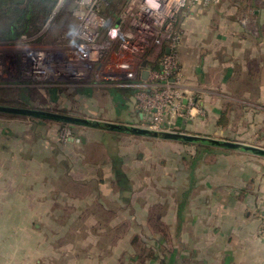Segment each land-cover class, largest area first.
<instances>
[{
  "label": "rangeland",
  "instance_id": "obj_1",
  "mask_svg": "<svg viewBox=\"0 0 264 264\" xmlns=\"http://www.w3.org/2000/svg\"><path fill=\"white\" fill-rule=\"evenodd\" d=\"M68 10L63 8L48 25L52 10L36 35L4 43L0 50L45 51L52 63L56 62L54 57L65 58V40L77 29ZM250 14H245L246 25L258 28L256 21H248ZM62 78L15 82L0 77V105L148 128L146 123L139 124L136 92L132 101L121 104L104 82L84 84ZM183 92L192 99L186 87ZM193 102L183 117H167L175 120L169 131L264 149V120L247 115L248 110L243 114L239 108L234 114L224 113V125L214 126L213 117L205 125L207 111L196 106L198 101ZM206 104L218 105L212 99ZM1 118L0 129L6 134L4 139L0 137V146L4 147L0 148V170L4 168L0 172V264H166L174 251L177 257H184L181 264H202L203 254L215 256L220 246L205 242L207 233L216 235L217 227L226 222L221 213L231 200L229 188H237L243 175L264 166V158L242 151L207 156L205 164L212 168L204 175L200 173L203 178L191 196L186 220L177 234L178 194L187 187V181L181 178L184 175L174 155L184 150L193 152L191 146L174 141L150 142L133 135L115 139L113 132L42 120L44 126L36 127L38 142L31 147L30 117L4 114ZM181 119L183 127L179 129L176 123ZM104 141L109 143L107 151L126 152L130 159L126 169L134 179L131 208L118 205L121 193L111 183L109 167L101 165L100 154L94 153L96 142ZM138 153L144 157H136ZM181 164L186 170L187 162ZM208 182L220 190L209 188ZM249 185L252 188L253 182ZM197 214V219H191ZM162 238L164 244L158 246ZM190 250H200L201 259L195 261ZM213 259L217 263L218 259Z\"/></svg>",
  "mask_w": 264,
  "mask_h": 264
},
{
  "label": "built area",
  "instance_id": "obj_2",
  "mask_svg": "<svg viewBox=\"0 0 264 264\" xmlns=\"http://www.w3.org/2000/svg\"><path fill=\"white\" fill-rule=\"evenodd\" d=\"M223 0H56L48 25L60 11L76 21L65 41V58L45 51H0V77L12 81H71L132 84L138 112L149 129L169 131L194 106L184 89L179 47L184 11L221 5ZM264 1V0H263ZM247 21V19H245ZM246 24L247 22L244 21ZM22 38V41L27 40ZM16 55V62L8 57ZM148 72L147 78L143 73ZM264 236V227L261 231Z\"/></svg>",
  "mask_w": 264,
  "mask_h": 264
},
{
  "label": "crops",
  "instance_id": "obj_3",
  "mask_svg": "<svg viewBox=\"0 0 264 264\" xmlns=\"http://www.w3.org/2000/svg\"><path fill=\"white\" fill-rule=\"evenodd\" d=\"M250 11L248 21L253 23L256 21L258 28L243 23L245 14ZM182 15L180 28L183 38L179 47V57L184 77L183 84L189 94L193 95L192 98L198 101L196 106L207 111L209 120L204 122L205 125L211 123L213 117V125L217 126L224 113L234 114L239 108L243 114L248 110L247 115H254L263 121L264 1L223 0L221 5L184 11ZM133 89V83L109 84V92L119 93L118 103L121 104L132 101ZM211 99L218 105L213 107L206 104ZM138 119L139 124L145 121L144 116L139 112ZM181 121L182 119L176 123L179 129L183 127ZM0 122H3L1 116ZM220 125L224 124L220 123ZM30 127L31 140L34 142L32 147L36 146L38 139L36 127L34 125ZM5 134L4 129H0L1 140L2 136L3 139L5 138ZM0 148L4 147L0 146ZM3 169L1 167V170ZM202 178L200 177V180ZM241 178L243 180L238 181L237 188L232 189L231 186L228 190L230 205L224 207L221 213L226 222L223 227L218 224L221 229L217 227L216 235L213 232L212 235L207 233L208 240L205 239L206 245L217 242L220 246L215 256L208 255V252L203 254L202 264H264V236L261 233L264 227V166L257 168L255 173L251 172ZM200 180L191 189V196L200 185ZM252 182L251 188L249 184ZM206 185L220 190L218 185H212L211 182ZM217 190L215 194H219ZM198 217L197 214L191 219L195 220ZM189 239L193 244V236ZM194 243L197 244L196 239ZM191 250L190 255L195 261L200 260V250L192 252ZM178 257L179 260L184 258L181 255ZM213 257L219 261L213 263L215 262Z\"/></svg>",
  "mask_w": 264,
  "mask_h": 264
},
{
  "label": "trees",
  "instance_id": "obj_4",
  "mask_svg": "<svg viewBox=\"0 0 264 264\" xmlns=\"http://www.w3.org/2000/svg\"><path fill=\"white\" fill-rule=\"evenodd\" d=\"M55 4L56 0H0V45H3L4 43H13L21 40L24 37H31L36 35L42 29ZM110 93L113 95V98L116 102L120 100L119 93H117L116 91H110ZM0 116L4 117V114H0ZM30 120L34 127H38L41 125L43 126V124H45L42 120L34 118H30ZM224 122L226 121L225 116L223 115L220 123L224 124ZM125 135L127 134L113 132L112 136L115 139H119L121 136ZM131 136L132 135H127V137L130 138ZM144 140L157 142L156 140L150 139ZM82 143H84L85 145L87 144V142L85 141H83ZM178 143L186 146H191L193 148V152L184 150L179 153L178 156L174 155V159H178L179 163H177V165L181 166V171L184 175L181 178L186 179L187 181V187L183 191H180L178 194L179 202L177 204L175 214L177 220V222H175V225H177V234L181 232L183 223L186 220V211L190 202L191 189H193L200 180V173L204 175L206 171L212 168L204 163L205 157L209 155H225L230 152L228 150H221L211 146L188 144L182 142ZM95 145L98 146V149H96L94 153L100 154L101 165L109 167V171L111 173V183L113 184V186H115L118 192L121 193L122 199H120L121 201L119 200L118 205L131 208L133 201L130 195L134 193V179L132 173L126 169L127 164L130 160L127 153H110L111 151H107V149L109 148V143H106L105 141L96 142ZM90 152L92 153V151ZM135 156L140 159L144 157L143 153H138ZM182 162H187L188 166L186 167V170L182 167ZM155 241L158 242V239H155ZM158 243H160L158 244V246H162V244H164V238H162V240ZM168 259L169 263L166 264H181L180 260L177 259V254L175 251L170 254V257Z\"/></svg>",
  "mask_w": 264,
  "mask_h": 264
},
{
  "label": "water",
  "instance_id": "obj_5",
  "mask_svg": "<svg viewBox=\"0 0 264 264\" xmlns=\"http://www.w3.org/2000/svg\"><path fill=\"white\" fill-rule=\"evenodd\" d=\"M8 57L11 59V61L16 62L17 57L15 54H10ZM15 75L11 72V74H9V80L15 79L14 77ZM147 76H148V72L145 71L143 73V78H147ZM0 114H7L14 116L17 115V116L30 117L34 119L48 120L56 123L69 124L73 126L90 128L95 130L139 136L146 139L174 141V142H182L188 144L211 146V147H216L231 151H242L245 153H250L260 157H264V149L260 147L246 145L239 142L219 140L211 137L191 135L181 132L153 130L140 126L102 122L98 120H91V119L76 117L72 115L59 114L50 111L19 108L13 106H5V105H0Z\"/></svg>",
  "mask_w": 264,
  "mask_h": 264
}]
</instances>
